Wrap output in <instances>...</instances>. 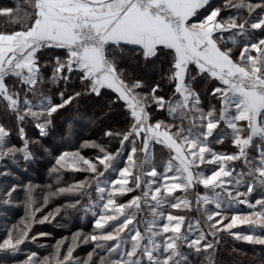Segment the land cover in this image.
<instances>
[{
    "label": "snow or ice",
    "instance_id": "snow-or-ice-1",
    "mask_svg": "<svg viewBox=\"0 0 264 264\" xmlns=\"http://www.w3.org/2000/svg\"><path fill=\"white\" fill-rule=\"evenodd\" d=\"M209 3L210 0H29L31 12L25 11L22 18L17 15L14 21L11 8L0 10L11 22L21 24V30L0 33V100L4 102L5 112L14 117L21 141L19 145L10 143V131L0 124V161L30 162L34 158L32 145L39 140H30L24 125L34 122L40 137H44L54 114L85 95L101 96L103 90H110L116 94L113 103L122 102L130 117L127 131L105 133L119 139L120 149L115 152L95 142H86L85 146L100 153L94 160L79 151H64L56 157L58 167L51 169L53 173L85 172L94 174L96 180L114 167L122 152L129 166L118 170L117 178L108 182L109 187L98 185L102 202L99 213H94L96 231L87 235L77 231L67 245L65 240L58 241L53 254L55 264H73V252L81 240L84 244H94V249L75 264H184L183 246L196 253H208L214 248L218 234L225 232L237 240L264 245V231L261 234L232 231L245 224L264 230V198L254 203L247 199L254 185L264 189V38L244 42L242 47L237 39L254 35L246 32L248 26L264 33V6L244 0L231 5L237 10L246 8L249 17L259 8L261 14L256 19L240 21L236 15L218 19L221 9L212 8L202 19L194 20ZM19 11L17 8V14ZM225 33L232 36L226 40ZM125 46H135L144 60L169 50L164 53L172 56L168 79L174 81L173 95L178 98L166 101L157 94L159 84L144 93V85L131 73L126 80L113 55L114 49L123 52ZM234 47H241L238 59L233 58ZM50 48L64 50L63 56L42 61V50ZM49 67L50 76L43 71ZM73 73H78L81 90L67 94L61 91L57 103L38 87L46 80L56 85L63 81L67 85ZM9 77L17 81L11 88L6 83ZM198 77L219 82L220 86L210 93L217 98L219 108L212 106L205 111L200 106V96L193 87ZM29 97L38 98L39 102L33 103ZM166 104L169 115L174 120L178 118L179 124L153 121L149 108L155 105L157 110H163ZM185 120L190 122L187 127ZM222 124L230 130L231 143L238 150L235 153H218L210 144V138L223 143V136L214 137ZM254 141H258L257 157H250L249 149ZM154 145H160L170 154L162 176L155 167L145 171L150 147ZM138 152L145 157L139 162L134 159ZM236 161H241L246 171L235 173L234 167H229ZM204 165L216 167L206 174ZM145 176L153 179L146 180ZM130 178L134 187L129 186ZM246 178L253 183H248L246 192L240 191ZM59 179L57 175L58 182ZM197 186L205 189L203 194L197 193L195 200V211L204 207V223L195 221L196 235L190 239L182 231L185 216L165 212L163 208L193 210L192 201L174 194L178 190L186 194ZM90 187L88 179L57 187L43 197V206H37L33 187L27 186L25 218L7 231L6 238L0 242V252L18 253L20 245L29 239L33 223L55 219L61 213V207H57L55 214L49 212L37 218L36 214L42 212L51 198L75 195L77 199L64 206L75 208L80 203L79 196ZM136 189H141V195L133 196L127 203H117L118 196ZM13 191L14 187L5 195L11 196ZM225 195L229 198L226 204ZM233 202L246 204L252 211L226 214L225 207L232 209ZM209 205L214 210L210 211ZM145 209L141 231L139 224ZM158 221L165 222L158 224ZM192 230L189 223L188 233ZM122 245L124 250L120 251ZM64 247L66 254L61 251ZM97 249L100 253H96ZM94 253L98 259H94ZM35 256L32 253L23 264H53L48 257L40 261Z\"/></svg>",
    "mask_w": 264,
    "mask_h": 264
},
{
    "label": "rangeland",
    "instance_id": "rangeland-1",
    "mask_svg": "<svg viewBox=\"0 0 264 264\" xmlns=\"http://www.w3.org/2000/svg\"><path fill=\"white\" fill-rule=\"evenodd\" d=\"M241 0H225L222 1L218 5H213L209 4L206 7H210L208 11H210L212 8H220L221 9V15L218 19H223L222 17L226 16V13L230 10H233L235 7H232L231 5L238 4L240 3ZM245 3H251L250 1L244 0ZM255 5H260V3H251ZM206 8V9H207ZM4 8H1L2 10ZM204 11H207V10ZM260 13V11H259ZM261 14V13H260ZM248 37L247 35H245ZM241 50L238 49V51L235 53V58L238 59V53ZM142 74L145 76L146 84L150 83L151 78V73L154 71V65H149L148 67H142ZM144 85V86H145ZM146 88V87H145ZM178 97H175L172 100L177 99ZM39 102V101H38ZM34 102V103H38ZM108 105V102L106 100H103L102 102H99L97 104L92 103L91 105L89 103H85V105L81 104H72L69 107V110L72 111V113H76L74 115L75 118L71 119L68 124H67V133L62 136H59L58 133H54L52 138V145L51 148L47 147L44 144H37L36 150H32L33 153V159L28 162V163H23V162H17L13 163L11 161H0V218L5 217V221L3 223H0V226H2V230L0 231V242H2L6 236H7V231L12 228L15 223H11L10 221L13 218V214L17 212H22V215L16 218V221L19 222L22 219L25 218V200H26V192L25 189L27 186L31 185L33 187V192L34 196L36 198V205L37 206H43V197L48 194V192H45L43 190L42 184L39 182L34 181L38 176V171L36 172V165L39 164V167L41 169L44 168L43 165H40L42 162H44L47 167H45L43 170L44 175L46 179H50L53 190L57 187H67L69 185H73L78 181H83L85 179L89 180V183L91 185L90 188H86L84 191V194L79 196L80 203L76 205L75 208H65L64 206L70 203H73L77 197L72 194H64V195H57L49 200V203L47 204L46 207H42V212L37 213V218H41L43 215L48 214L49 212H52L55 214V209L57 207H61V213L59 215H55V219H49L48 221H45L43 223H33L31 226V230L29 232V239H27L24 242V246L22 244L21 248H24L26 251V257L22 259L21 261H16L12 264H23V261L27 259L29 255L32 253H35L36 256H39L41 251H48L44 257H49L50 259L53 260V264H55V259L53 257V254L55 252V245L57 244L58 241L60 240H65L66 245L71 243V238L74 233L77 231L81 232L84 235L91 234L94 231H96L93 228V221L96 219V215L94 213H99L100 208L99 205L101 204V193L98 191V185L100 188H107L109 187V181L114 180L118 176V170L120 168H123L125 166H129L128 162L126 161V156L122 152L120 156L117 157L116 161L114 162V167L110 168L107 170L104 174V176L99 177L98 180L93 179V175L91 173H85V172H72L71 170H61L60 173H53L51 169L53 167H58L55 165V160L56 157H58L62 152L64 151H79L83 156L89 159H95L97 155H100L98 152V149L87 147L86 142H95L98 144L94 139H87L84 138V128L85 124L89 121L88 115L89 113L95 112L97 109L102 108L105 109ZM167 109V108H166ZM149 112L150 108H149ZM155 112V110L153 111ZM157 113H154V116H152L153 121L157 120H163L166 123H174V122H169L166 119H157L155 118ZM152 115V113H151ZM164 117V115H163ZM173 119V117H172ZM175 123L179 124L180 121L179 119H175ZM189 121L185 120L184 125L187 127L189 126ZM33 125V124H32ZM223 125V124H222ZM58 130H61V127L58 125ZM225 125H223L221 128L218 129L220 133H226L230 134V130L224 129ZM50 134L47 129V134ZM60 134V133H59ZM10 141V138H9ZM215 142V140H212L210 138V144ZM258 141H254L253 146L249 149V155L250 157H257V151H256V144ZM216 152L217 149H214ZM238 151V150H237ZM236 151V152H237ZM222 153V152H218ZM235 153V152H234ZM170 158V154L167 149L162 148L160 145H154L150 147V152H149V163L145 166V171H151L152 167H155L157 169V172L162 176L166 172L167 168V163ZM134 159L137 160V162L142 161L145 159L143 153H137ZM101 170H103L102 166H99ZM203 170L206 172V174L210 173L211 170L215 169V165H204L202 166ZM229 167H234L235 173H239L241 171H246L245 165L241 161H236L234 164H230ZM134 174L136 172V169L133 170ZM57 175H59L60 179L59 182L57 181ZM144 179L150 180L153 179L152 177L145 176ZM156 182H159V179L156 180ZM248 183H253L251 179L246 178V183L242 184L240 186V191H245L247 189ZM131 187H134V180L130 178V185ZM15 188V191L12 192L11 196H6L5 192L7 190H11L12 188ZM235 191V189H233ZM205 192V189H203L202 186H197L195 190H190L186 194L181 191H177L174 195L177 198H187L190 201H192V209L193 210H187V209H181V210H176V209H171L170 207H164L163 210L165 212H170L174 215H184L185 216V224L182 227V231L185 232L186 234L189 235V238H193L196 235V230H195V221L196 220H201V223H204L203 215L202 213L204 212V207L200 206L199 211H195L197 208V205L195 204L196 196L197 193L203 194ZM106 195V194H105ZM136 195H141V189H136L133 192H129L125 196H118L117 197V203H127L130 201L133 196ZM264 198V189H261L259 185H254V191L247 196V199L250 202H255L256 199H261ZM171 199V197H169ZM225 204L229 200V198L225 195L224 197ZM59 203V204H58ZM235 204V202H233ZM3 209V211H2ZM208 209L214 210V206L209 205ZM257 211L259 210V206H257ZM75 212L74 215H77V219L72 221L75 222H82L84 223V226L86 228H77L74 230L69 229L67 226L68 222V214L67 212ZM146 209L145 213L141 214V223L139 224V227L141 231L144 229V224H143V218L144 215L146 214ZM224 211L226 214L231 215L233 212H239V213H248L252 211V209H249L246 204H235V207L232 209H227L225 207ZM165 221H158L159 223H164ZM114 223V222H110ZM189 223H192L193 225V230L191 233H188V225ZM131 227V226H130ZM6 228V230H5ZM108 230H111L109 227ZM205 230L206 226H205ZM5 231V232H4ZM233 232H241L243 234H261L262 231L258 227H250L248 225H240L237 228L232 230ZM32 237H35V239H32ZM232 238L233 240H236L237 242L240 241V243H245L247 244L248 242L246 241H241L237 240L234 236L229 235L228 233H219L217 240L215 242L214 248L212 250H209L208 253H211L210 256L208 253L209 257H211L216 250L217 245L221 241H228ZM208 240L211 242L212 237H208ZM111 243V242H109ZM241 244V245H242ZM21 246V245H20ZM263 246V245H262ZM244 247V246H243ZM94 249V244L91 242L88 244H84L81 241L78 242V246L76 247L75 251L73 252V264H75L76 261H80L83 259H86L87 254L89 252H92ZM124 247L122 245L120 251H123ZM236 250V249H235ZM62 254H66V247L62 248ZM182 253L184 254V257H187L188 253L194 254V250L191 248H188L187 246H183L181 248ZM264 252V249L261 250ZM96 253H100V250L97 249ZM213 257V256H212ZM39 258V257H38ZM94 259H98V256L94 253ZM235 261L238 260L237 258L234 259ZM233 262V261H232Z\"/></svg>",
    "mask_w": 264,
    "mask_h": 264
},
{
    "label": "trees",
    "instance_id": "trees-1",
    "mask_svg": "<svg viewBox=\"0 0 264 264\" xmlns=\"http://www.w3.org/2000/svg\"><path fill=\"white\" fill-rule=\"evenodd\" d=\"M222 1L225 0H213L210 2V5H218ZM251 3H260L261 6H264V0H247ZM212 6V5H211ZM1 8H11L13 10V15L11 17V20L14 21L17 19V15L19 17H23V13L25 11L31 12V8L29 7V0H0V9ZM17 8H19V13L17 14ZM207 8V7H206ZM205 8V9H206ZM210 7H208L206 10V13L208 12ZM204 9V10H205ZM203 10V11H204ZM260 9L257 8L256 12L252 13V16L249 17L247 9L243 10H237L234 8L233 10H230L226 13L225 17L227 18L230 15H236L238 16L239 20L242 21L244 19H256L260 15L259 13ZM205 12V11H204ZM21 30V24L20 23H13L10 21V18L8 16L0 14V32H11ZM246 32L248 33H254V35H247L243 37H237V39L240 41L241 47L244 42H248L250 40H257L259 38H264V33H262L260 30H252L250 26L246 28ZM232 36V33H225L224 37L225 39H229ZM228 46H231L230 44ZM241 47H234L233 48V57L235 58V53L240 49ZM135 49V50H134ZM169 50H163L157 57L150 58L148 60H144L140 54L139 50L135 48V46H125V51L120 52L119 50H113V55L117 58V66L118 69L121 70L124 73V78L127 80L129 78V73L132 74V76L135 79H138L142 82L143 85L146 83L145 76L142 74V67H148L149 65H154V71L151 73L150 83L146 84L143 87V92L148 93L150 92L151 88L155 86L156 84L160 85V89L158 90V95L164 96L166 101L172 100L174 98V81H170L168 77L170 76V66H171V55H165L164 53L168 52ZM64 50L61 49H44L42 50L41 60L42 61H48L51 60L56 55L63 56ZM255 55V53H252ZM44 72L47 73L48 76L51 75V68L43 69ZM146 80V81H145ZM6 83L9 85V87H13L15 84H17L15 77H9L6 78ZM220 86L218 81H213L211 78H197V81L193 84V87L195 91L198 92L200 96V106L206 111L210 107L215 106L219 108V103L217 98L213 97L210 93L211 90L216 87ZM39 88L42 89L44 92V95L50 98V100L53 103H57L60 100L59 93L61 91H64L67 93H71L74 91H80L81 90V84L78 80V73H73L71 80L68 82L67 85L63 81H61L58 85L53 84L50 80H46V82L43 85H38ZM146 87V88H145ZM104 94L101 96H96L94 94L91 95H85L83 97L78 98L76 101L73 102V104H83L89 103L90 105L95 102V104L102 102L103 100H106L108 102V105L105 109L102 110V108L97 109L93 113H89L88 118L89 121L85 124L84 128V138L87 139H94L98 144L105 146L109 151L115 152L116 150L120 149L119 139L118 138H110L105 135L107 131H127L128 126L130 123V117L127 115L126 109L122 106V102L113 103V101L116 99V94L111 92L110 90H103ZM177 97V96H175ZM33 103L38 102V98L29 97ZM72 105V104H71ZM67 106L65 109H61L59 113L54 114V117L52 119L51 124L48 126V133L44 137H40L39 130L35 128L34 122H29L24 125L25 130L27 132L28 138L30 140H39L38 144H44L47 147L51 148L52 145V138L54 133H58L59 136H62L67 133V124L68 122L75 118L74 115L76 113H72L71 110H69V107ZM167 108V104L165 105V108L163 110H157L155 105H152L150 107V111L152 113V116H154V113H157L155 118L157 119H166L169 122H175L174 119L169 115ZM155 110V112H153ZM164 115V117H163ZM0 124H3L11 133L10 135V143L19 145L21 143L18 132H17V124L15 122L14 117H12L9 113H6L4 110V102L0 100ZM33 124V125H32ZM58 125L61 127V130H58ZM223 125H221L222 127ZM220 127V128H221ZM226 127V125H225ZM224 127L225 130H227ZM60 133V134H59ZM216 135H220L224 137L223 143H211V146L213 149H217L218 152L232 154L237 151L236 148L233 147L231 143V135L226 133H220L218 129L216 130V133H214V137ZM214 140V138H212ZM37 144L32 145V150H36ZM40 165H43L44 168L47 167V165L42 162ZM41 169L39 167V164L36 165V172L38 171V176L33 179L36 182H39L42 184L43 190L45 192L54 191L50 179H46L44 175L45 169ZM51 186V187H49ZM59 204V203H58ZM3 211V209H2ZM23 211L17 212L13 214V218L10 221L11 223H15V225H19V222L16 221V218L20 215H22ZM68 214V222L77 219V215H74L75 212H67ZM5 217L0 218V223L5 221ZM67 227L71 230L77 229V228H86L84 226V223L82 222H69L67 223ZM2 226H0V231L2 230ZM4 229V228H3ZM6 230V228H5ZM5 232V231H4ZM1 234V232H0ZM242 243L237 242L236 240H233L230 238L228 241H221L217 247L214 253H212L213 257H209L211 253H208L206 255L205 252L201 253H188L187 257H184V264H264V252L261 250L264 249V245L259 244H250V243ZM24 246V244H23ZM244 246V247H243ZM20 251L15 254L10 253H4L0 252V264H12L16 261H21L26 257V251L25 247L21 248ZM236 249V250H235ZM43 252V253H42ZM48 252V251H47ZM46 251H41L42 254L35 257L37 260L43 261L44 256L47 253ZM106 254V253H101ZM39 257V258H38ZM49 258V257H48ZM238 260L235 261L234 259ZM233 261V262H232Z\"/></svg>",
    "mask_w": 264,
    "mask_h": 264
},
{
    "label": "crops",
    "instance_id": "crops-1",
    "mask_svg": "<svg viewBox=\"0 0 264 264\" xmlns=\"http://www.w3.org/2000/svg\"><path fill=\"white\" fill-rule=\"evenodd\" d=\"M213 0H210V2H212ZM210 4V3H209ZM207 6V5H206ZM206 6H205V8H206ZM204 9H201L200 10V12L198 13V17H195V18H193L194 20L195 19H202L203 18V16L205 15V14H207L206 13V11L204 12L203 11ZM17 31V30H16ZM12 32V31H11ZM0 33H10V32H0ZM234 58V57H233Z\"/></svg>",
    "mask_w": 264,
    "mask_h": 264
}]
</instances>
